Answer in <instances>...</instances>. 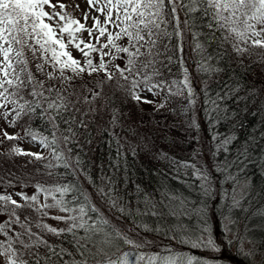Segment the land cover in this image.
<instances>
[{"label": "snow or ice", "instance_id": "obj_1", "mask_svg": "<svg viewBox=\"0 0 264 264\" xmlns=\"http://www.w3.org/2000/svg\"><path fill=\"white\" fill-rule=\"evenodd\" d=\"M87 5L82 22L64 3L0 0V264H214L182 248L221 251L215 212L209 216L221 182L231 185L220 209L225 233L239 226L236 242L248 243L242 254L264 264V245L244 235L264 231V188L246 171L257 154L264 169V120L243 140L239 134L241 114L264 113V0ZM253 66L259 75L248 82ZM198 97L212 128L211 165L201 160ZM126 101L164 116L157 136L141 137ZM168 117L193 133L187 158L156 143ZM24 140L37 151L18 146ZM144 150L162 165L151 190L130 173L128 156Z\"/></svg>", "mask_w": 264, "mask_h": 264}, {"label": "trees", "instance_id": "obj_2", "mask_svg": "<svg viewBox=\"0 0 264 264\" xmlns=\"http://www.w3.org/2000/svg\"><path fill=\"white\" fill-rule=\"evenodd\" d=\"M70 11V10H69ZM75 11V10H74ZM231 52V49H229ZM195 53H191L187 59V64L190 65V79L193 81L194 87L199 90L201 85L199 83L198 77L201 76V73L198 72L195 67V62L193 57ZM233 64L235 65V57L233 56ZM174 71L179 72L178 66L174 67ZM259 75V70L256 66L249 71L246 76L248 82H251L256 76ZM237 78L245 77V72L243 69L237 68L236 70ZM241 82H244L241 79ZM198 99V109H200L196 114V119L200 123V129L198 131V135L202 139L203 144V155L201 160L203 162H207L209 165L212 164V157L209 151V145L212 143L210 140V135L212 132L211 125L209 123V119L207 115L202 110L203 107L199 104ZM134 102L129 103L125 102L124 112L126 114H134L133 115V125L137 127L140 132L141 137L144 134L150 133L153 136H157L158 133L154 131V125L157 122L163 124L164 116L160 113L153 114V108L148 106L147 104H142L141 107H134ZM142 109V111H141ZM240 119L244 124V128L240 130V138L241 140L252 130L254 127H258L262 120H264V113L260 114H252V113H244L241 114ZM187 123V120L184 121ZM167 124L169 125L167 132L159 135H163L164 139H157L156 143L161 148L172 152L175 155L187 158L192 144L189 142L190 136L193 134L191 131H186L184 127H180L179 121L173 117H168ZM41 125L40 121H35L33 126L39 128ZM221 131H225V127L220 128ZM16 131L21 132L23 135V130L19 127L16 128ZM23 141L18 142V146L22 144ZM12 143V142H8ZM110 143V141H109ZM143 143L140 141H133L131 147H138ZM107 152V145H104L100 148L97 153V157L101 159H105V153ZM257 155L253 156V163L250 164L247 168V174L250 177L253 186L259 190L260 188H264V169L260 168L259 161ZM130 167V173L133 180L137 182H142L145 186H147L150 190L159 187L160 182L162 181V176L160 172L162 170V165L157 162L154 158L153 154L148 152L147 150L139 151L138 155L133 157L131 155L128 156ZM222 177H217L218 181H222ZM169 183L172 184L173 187L179 188L186 195H189L192 199H198V193L194 189H188L181 184H178L176 181L169 179ZM219 196L217 199L209 201V216L211 217L213 212H215L216 219L213 221V235L218 243L221 245V251L216 253L207 249H191L187 246H183L182 250L188 252L191 255L199 256L203 259L213 260L214 264H249V259L246 258L241 249L243 248L245 251L247 250L248 243H237L236 242V232H239V226L236 228V232L225 233L224 230V218L220 216V209L226 203L223 199V193L231 191V185L227 182H221L218 184ZM247 240H254L255 245H264V231L257 229L252 237H248L247 233L244 234ZM229 239H231V243H229ZM160 242L159 240L157 241ZM167 241H165L166 243ZM157 249H151L150 251H156ZM149 251V250H145Z\"/></svg>", "mask_w": 264, "mask_h": 264}, {"label": "rangeland", "instance_id": "obj_3", "mask_svg": "<svg viewBox=\"0 0 264 264\" xmlns=\"http://www.w3.org/2000/svg\"><path fill=\"white\" fill-rule=\"evenodd\" d=\"M52 2L55 3H64L65 5H67V11L71 14H73L74 16H76L77 18H81L82 22H83V13L85 10L88 9V5H87V0H52ZM79 5V8H77L76 6ZM59 10V9H57ZM70 10V11H69ZM76 12H75V11ZM94 14V13H93ZM89 25L91 24V20H89ZM85 36H87V33H85ZM74 55L79 56L78 53L74 52ZM148 99H153V97L149 94L147 96ZM157 103L160 102L161 98L157 97L156 98ZM148 106H151L153 108V105L147 104ZM134 107H141L142 104L136 105L134 102ZM0 126H3V121H0ZM8 131L11 133L13 131H16V128H8ZM21 147H23L25 150H32V151H37V148L34 147L32 144H30L27 140H24L22 142V144L20 145Z\"/></svg>", "mask_w": 264, "mask_h": 264}]
</instances>
